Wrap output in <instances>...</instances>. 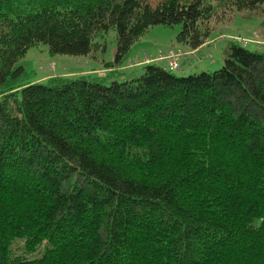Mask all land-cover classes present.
Returning <instances> with one entry per match:
<instances>
[{
	"label": "trees",
	"instance_id": "1",
	"mask_svg": "<svg viewBox=\"0 0 264 264\" xmlns=\"http://www.w3.org/2000/svg\"><path fill=\"white\" fill-rule=\"evenodd\" d=\"M228 15L261 26L264 0H0V264H264V48L117 70L153 27L195 52ZM111 31L106 77L25 79L31 49L89 56Z\"/></svg>",
	"mask_w": 264,
	"mask_h": 264
},
{
	"label": "rangeland",
	"instance_id": "2",
	"mask_svg": "<svg viewBox=\"0 0 264 264\" xmlns=\"http://www.w3.org/2000/svg\"><path fill=\"white\" fill-rule=\"evenodd\" d=\"M161 0H149L156 7ZM230 15L212 25L210 41L202 49L190 52L179 43L178 35L181 26H156L135 43L127 57L119 66L122 81L138 78L143 74L142 67L150 63H161L168 56L180 53L178 62L182 69L172 73L178 77H190L202 73H215L223 68L227 58L230 43L234 40L246 45L248 50L255 47L264 48V24L262 21L249 19H233ZM233 19V20H232ZM264 20V18H263ZM101 47L95 48L89 56L74 57L67 55H52L46 45L31 49L19 65L29 81H45L52 77L96 75L106 77L111 71L103 69L107 63L115 62L117 50V34L111 31L99 41ZM200 52V54H199ZM202 55V56H201ZM178 57V56H177ZM196 59L194 62L191 60ZM198 61V62H197ZM22 245L16 246L19 254Z\"/></svg>",
	"mask_w": 264,
	"mask_h": 264
},
{
	"label": "built area",
	"instance_id": "3",
	"mask_svg": "<svg viewBox=\"0 0 264 264\" xmlns=\"http://www.w3.org/2000/svg\"><path fill=\"white\" fill-rule=\"evenodd\" d=\"M179 57H180V53H176V54H173L172 56H168L164 60H160V61L164 64V67L167 70H178L180 68V63L178 62Z\"/></svg>",
	"mask_w": 264,
	"mask_h": 264
},
{
	"label": "crops",
	"instance_id": "4",
	"mask_svg": "<svg viewBox=\"0 0 264 264\" xmlns=\"http://www.w3.org/2000/svg\"><path fill=\"white\" fill-rule=\"evenodd\" d=\"M199 54H200V52H199ZM202 56V55H201Z\"/></svg>",
	"mask_w": 264,
	"mask_h": 264
}]
</instances>
